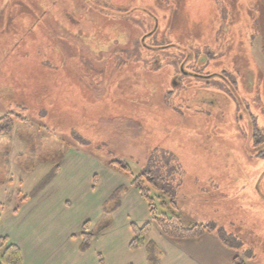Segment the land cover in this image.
<instances>
[{"label":"rangeland","instance_id":"rangeland-1","mask_svg":"<svg viewBox=\"0 0 264 264\" xmlns=\"http://www.w3.org/2000/svg\"><path fill=\"white\" fill-rule=\"evenodd\" d=\"M8 114L0 236L26 229L14 211L43 192L60 221L67 208L98 229L112 191L150 173L186 225L209 227L175 240L198 261L264 264V0H0Z\"/></svg>","mask_w":264,"mask_h":264},{"label":"crops","instance_id":"crops-1","mask_svg":"<svg viewBox=\"0 0 264 264\" xmlns=\"http://www.w3.org/2000/svg\"><path fill=\"white\" fill-rule=\"evenodd\" d=\"M125 182L120 186L127 185ZM127 186L120 206L111 213L110 221H105L103 215L102 225L98 229V225L91 228V231L88 229L93 238L86 251L82 249L81 234L86 222L76 227L75 222L72 226L67 208L63 210L64 220L60 221L51 214V205L45 192L24 198L20 207L14 211L13 217L18 225L26 219V229H17L6 234L12 243L20 247L23 258L21 264H151L148 247L151 244L157 245L161 254L158 264H203L182 248V241L176 242L162 233L160 227L152 220L142 193L133 184ZM115 190L109 195L107 202ZM65 202L67 204L68 201ZM147 223L151 225L145 235L144 244L132 247L135 238L133 225L142 227ZM52 225L58 227L55 234L50 233ZM87 226L90 227V224ZM198 239L200 238H195Z\"/></svg>","mask_w":264,"mask_h":264},{"label":"trees","instance_id":"trees-1","mask_svg":"<svg viewBox=\"0 0 264 264\" xmlns=\"http://www.w3.org/2000/svg\"><path fill=\"white\" fill-rule=\"evenodd\" d=\"M15 117L19 118L20 116L8 114L0 118V136L12 131ZM252 119L254 126L253 137L255 138L256 142L261 145L264 143V134L262 133L261 128L258 126L255 116H253ZM260 155L264 156V149L260 150ZM113 165L121 170H131L129 165H123L120 162ZM145 178L151 182L152 187L144 186L143 182L145 181ZM133 185L144 196L152 220L160 227L162 233L165 236L174 240L195 239L204 236L210 231L209 227L204 224L186 225L178 211L177 203L173 197L174 193L170 192V190H163V188L159 187V185L155 182V177L150 173H142L141 175L137 176L133 181ZM127 189V185H122L118 187L110 197L107 203L112 201L114 202V206L112 207L110 213L114 212L120 206L121 197L123 193L127 191ZM161 191H163V194H159ZM151 192L157 193L156 195H152ZM157 200L160 201L159 205L157 204ZM150 225V223H147L142 227L133 225L135 238L131 244L132 247H137L144 244L145 235L149 231ZM87 230V224H85L82 233V249L84 251L89 249L93 238L92 233L88 232ZM148 247L150 260L152 258V254H154V244H151ZM22 260L23 258L20 247L14 243H11L7 236H0V264H21ZM234 261L235 264H241L238 256H235ZM158 263L159 261H154L151 264Z\"/></svg>","mask_w":264,"mask_h":264},{"label":"flooded vegetation","instance_id":"flooded-vegetation-1","mask_svg":"<svg viewBox=\"0 0 264 264\" xmlns=\"http://www.w3.org/2000/svg\"><path fill=\"white\" fill-rule=\"evenodd\" d=\"M198 63H199V61H198ZM197 63V64H198ZM187 73L190 75V76H192V77H199V76H202V75H205V74H203L202 72H200V71H195V70H189V71H187ZM217 75H224V76H226L227 77V75H226V72H221V73H219V74H217ZM228 78V77H227ZM228 80H229V87L230 88H232V89H237L236 88V82L235 81H233V80H231V79H229L228 78ZM177 83V82H176Z\"/></svg>","mask_w":264,"mask_h":264}]
</instances>
